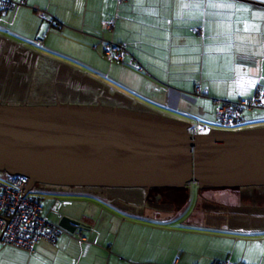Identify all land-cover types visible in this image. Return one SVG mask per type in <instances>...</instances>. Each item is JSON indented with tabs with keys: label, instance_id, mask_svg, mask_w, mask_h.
Masks as SVG:
<instances>
[{
	"label": "crops",
	"instance_id": "0c3cea01",
	"mask_svg": "<svg viewBox=\"0 0 264 264\" xmlns=\"http://www.w3.org/2000/svg\"><path fill=\"white\" fill-rule=\"evenodd\" d=\"M14 1L15 8L0 16L12 27L7 30L10 33L18 34L14 28L25 32L24 23L38 25L33 26L36 30L45 22L55 28V98L62 103L100 99L196 127L219 102L246 100L264 89V0ZM37 18L45 22L37 23ZM110 19L113 28L102 29V23ZM3 32L0 28V101L17 97L23 103L37 55L9 42ZM106 42L121 44L129 55L122 62L110 61L104 55ZM69 60L84 64L89 75L82 76ZM250 111H244L240 124L259 118L253 113L257 109ZM96 191L62 194L94 195L104 202L86 203L85 213L59 214V221L67 217L85 229L65 232L54 243L41 240L31 250L1 244L0 264H264V246L259 245L261 253H256L254 245L261 240L251 238L264 233V220L252 221L258 213L264 216V203L216 204L203 209L186 204L174 210L158 201L147 204L151 192ZM225 191L221 193L228 192L237 200L253 195V190ZM122 194L138 195L137 206H126L130 200L120 202ZM206 199L215 200L214 196ZM180 218L184 226L194 222L207 232L223 230L245 239L231 242L215 236L200 250L193 238L185 240L187 236L181 233L173 236L180 230L169 226Z\"/></svg>",
	"mask_w": 264,
	"mask_h": 264
},
{
	"label": "water",
	"instance_id": "95a60500",
	"mask_svg": "<svg viewBox=\"0 0 264 264\" xmlns=\"http://www.w3.org/2000/svg\"><path fill=\"white\" fill-rule=\"evenodd\" d=\"M191 129L188 122L98 99L0 101V174L27 178V189H140L145 195L190 185L203 191L264 187V127ZM58 226L70 234L85 229L67 217Z\"/></svg>",
	"mask_w": 264,
	"mask_h": 264
},
{
	"label": "rangeland",
	"instance_id": "374dc122",
	"mask_svg": "<svg viewBox=\"0 0 264 264\" xmlns=\"http://www.w3.org/2000/svg\"><path fill=\"white\" fill-rule=\"evenodd\" d=\"M12 12H10L8 14V17H10ZM4 17H2L0 20H2ZM4 20V19H3ZM2 20V21H3ZM35 21H37V23H42L45 22L43 19L39 20L38 18L35 19ZM9 23V21H8ZM6 25L8 26V24L3 21L0 23V28H4V32L2 33L4 35V37H6L8 39L9 42L15 43L16 45H18L20 48H25V49H29L31 51H33L36 55H37V62H35L34 64V68L32 70V68L29 70V76L32 73L31 79L32 81L29 83V88H28V94H27V99L23 102V103H27L29 105H36V104H45V103H49L51 104L53 100H55L56 96H55V70L57 69L56 64H58L55 61V45L52 42V34L55 33V28H49L48 24L45 22L42 26V30L41 29H34L33 26H37L38 25H31L29 23H24L23 27L25 28V32L23 31H17V28H14L16 33L18 34H14V33H10L7 30H12L11 26L6 27ZM7 28V29H6ZM45 30V32H44ZM48 33V34H47ZM1 34V33H0ZM47 35V36H45ZM36 40V41H35ZM43 40L45 41L44 45H42L41 43L43 42ZM55 42V41H54ZM19 43V44H17ZM56 47H58L56 45ZM73 52H70L68 54H72ZM59 61V60H58ZM61 61V60H60ZM71 62V60H69ZM63 63V62H62ZM73 64V68L78 71L79 73H81L82 76H85L86 74L89 75V73H87L86 70V66H84V64H80L77 61H73L71 62ZM5 85V83H1V86ZM18 86V85H17ZM22 86V85H20ZM50 97V98H49ZM54 97V98H53ZM101 103L103 104H108L110 102L108 101H104V100H100ZM4 102H7L8 104H19L22 103L20 102L21 100H18L17 97H11L10 99L4 98L3 100ZM23 101V100H22ZM70 102L67 103H72V104H84V103H94L95 101L90 100V99H70L67 100ZM115 103V102H113ZM232 103V102H230ZM116 105V104H115ZM259 109H264V108H258L257 112H253L256 113L255 115H257L259 118L256 119L255 121L252 122H246L243 124H240L234 128H223L221 125L218 124L217 119H216V109L214 108L213 113H211L205 120H203V122L200 124L201 126L210 128V129H221V130H242V129H251V128H259V127H264V113L262 111H260ZM256 110V109H254ZM252 111V110H251ZM250 111V112H251ZM245 112H249V111H245ZM244 113V112H243ZM210 121H209V120ZM198 123H195L194 126H198ZM38 186L34 187V192L33 194H40L38 192L37 189ZM40 187H54V188H63L66 189L67 187H58V186H40ZM77 191H91L93 190V188H83V187H74L71 188ZM94 190H97L96 192H99L101 190V188H94ZM106 190V189H105ZM102 190V193H105ZM187 190L189 191V196L191 197V194H196V195H192L195 196L196 198L191 199V201L187 204V207L195 205V204H199V207L201 209L202 206H212V205H232V204H241V203H248L250 205H258V203H264V195L259 194L258 191L253 190L252 196L246 195L247 197H243V199H239L237 200V198H232V195L230 193H221V192H226L225 190L227 189H223V190H199L198 187L195 186V188H191L189 189V187L187 188ZM230 191H239V192H244L246 191L243 188H239L236 190H230ZM151 192V196H152V200L148 201L147 204L150 203H156L158 201L159 204H165L168 205L176 210V209H180L186 206V198H185V193L186 191L184 190L182 193V195L175 193L176 190L174 191H166L163 189H156V190H152ZM238 192V193H239ZM112 193V192H111ZM114 195V194H113ZM208 196H214L215 200L213 201L212 199H206ZM43 215L44 216H48V219H50V221L52 223H58L59 222V214H66V213H75L77 212L78 214L81 213H85V209L83 208L85 206L86 203H91L93 204H104V202H102L101 200H98L94 195L93 196H81V195H69V196H62V200L64 201V199H67L68 201L67 204L65 206H63L59 213L57 212H50L49 211V206H50V199L51 197L47 196V197H43ZM204 198V199H202ZM58 199V198H57ZM60 200V199H59ZM123 200H130V202H125V205L127 206L128 204H132L131 206H137L135 205L137 202L136 200H138V195H127V194H122L120 196V202H122ZM136 202V203H135ZM124 206V205H123ZM137 211H139L138 209H136ZM178 212V211H177ZM174 213H176V211H174ZM233 216L238 217V215L233 214ZM182 218H180V220L178 222H174L172 224H170L172 229L176 230H180V232H174L173 236L175 235H179L181 233V236H187V239H194V242L196 243V247H198L200 250H204L206 249V243L208 238H213L215 236H221L224 237L225 241H240L241 239H245L244 236H242L241 234H233V233H229V232H224L222 230V232L219 233H214V232H207L206 230L201 229L200 227H196L198 226L197 224L193 223H189L191 225L188 226H184V222L181 221ZM254 220H264V216L263 213H258L256 216L252 217V221ZM183 222V223H182ZM194 224L196 226H194ZM208 234V235H207ZM260 239H258V238ZM252 239H258L261 240L260 243L264 244V233H260L258 235H252L251 236ZM257 244L254 245L257 247L256 249V253H261V250L258 248V246H264L262 244ZM1 245V244H0ZM237 245V244H236ZM239 246V245H237ZM239 252H242V246L238 247ZM208 253V252H207Z\"/></svg>",
	"mask_w": 264,
	"mask_h": 264
},
{
	"label": "built area",
	"instance_id": "2783aa9c",
	"mask_svg": "<svg viewBox=\"0 0 264 264\" xmlns=\"http://www.w3.org/2000/svg\"><path fill=\"white\" fill-rule=\"evenodd\" d=\"M125 0H119L124 2ZM20 4H24L22 0ZM14 0H0V16L14 9ZM114 20L102 23V29L111 30ZM197 31V29H193ZM104 55L115 62H122L129 53L121 44L105 43ZM264 108V90H260L251 98L238 102H219L216 119L223 128H234L241 123V116L246 110ZM200 126L192 127L191 132L201 131ZM28 180L25 177H10L0 174V244L13 245L31 250L41 240L54 243L65 233L62 228L52 224L43 215V197L49 198V210L57 212L66 203L51 193L34 195V188L27 189ZM58 198V199H57ZM60 199V200H59ZM80 237V233H77ZM213 264H230L214 262Z\"/></svg>",
	"mask_w": 264,
	"mask_h": 264
},
{
	"label": "trees",
	"instance_id": "16d2710c",
	"mask_svg": "<svg viewBox=\"0 0 264 264\" xmlns=\"http://www.w3.org/2000/svg\"><path fill=\"white\" fill-rule=\"evenodd\" d=\"M125 48V47H124ZM126 49V48H125ZM127 50V49H126ZM128 52V51H127ZM129 53V52H128ZM124 61V60H123ZM260 90H264V89H259L257 92H259ZM256 92V93H257ZM255 93V94H256ZM254 94V95H255ZM242 120V119H241ZM195 186L196 185H190V186H187L186 188H184V189H163V190H166V191H174V190H176V192L175 193H177V194H180V195H182L183 193V191L185 190L186 192H187V188L189 187V189H191V188H195ZM243 189H245V190H255V191H258V193H261V192H263L264 191V187H251V188H243ZM94 190V189H93ZM101 190H103V189H101ZM100 190V191H101ZM105 190V189H104ZM106 190H109V191H113V190H120V189H106ZM135 190H137V189H135ZM139 191H141L140 189H139ZM192 195L193 194H191V197L187 194V193H185V198H186V204H188L190 201H191V199L190 198H192ZM62 197V196H61ZM202 199H204V198H202ZM148 200H152V196H151V194L147 197V201ZM260 204V203H259Z\"/></svg>",
	"mask_w": 264,
	"mask_h": 264
},
{
	"label": "flooded vegetation",
	"instance_id": "af4514ba",
	"mask_svg": "<svg viewBox=\"0 0 264 264\" xmlns=\"http://www.w3.org/2000/svg\"><path fill=\"white\" fill-rule=\"evenodd\" d=\"M21 84H19L20 86ZM55 100H53L54 102ZM198 126H201L200 124ZM202 127V126H201ZM37 189H38V192L39 193H51V194H63V193H71V192H77L75 191L74 189H71V188H66V189H63V188H50V187H40V186H44V185H37Z\"/></svg>",
	"mask_w": 264,
	"mask_h": 264
}]
</instances>
